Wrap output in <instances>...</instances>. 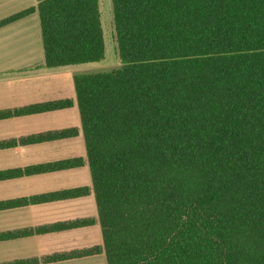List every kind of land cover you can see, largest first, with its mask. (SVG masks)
<instances>
[{"label": "trees", "instance_id": "16d2710c", "mask_svg": "<svg viewBox=\"0 0 264 264\" xmlns=\"http://www.w3.org/2000/svg\"><path fill=\"white\" fill-rule=\"evenodd\" d=\"M36 1L0 28L104 58L98 0ZM111 1L121 67L73 77L107 264H264V0Z\"/></svg>", "mask_w": 264, "mask_h": 264}, {"label": "crops", "instance_id": "0c3cea01", "mask_svg": "<svg viewBox=\"0 0 264 264\" xmlns=\"http://www.w3.org/2000/svg\"><path fill=\"white\" fill-rule=\"evenodd\" d=\"M33 4L28 8L37 1ZM37 19L39 25L35 12L0 29L24 25L21 32L28 33L30 42L29 24L36 30ZM37 33L35 43L23 48V57L12 52L8 58L0 49V264H107L75 74L69 66H45ZM36 43L38 53L32 48Z\"/></svg>", "mask_w": 264, "mask_h": 264}, {"label": "rangeland", "instance_id": "374dc122", "mask_svg": "<svg viewBox=\"0 0 264 264\" xmlns=\"http://www.w3.org/2000/svg\"><path fill=\"white\" fill-rule=\"evenodd\" d=\"M35 1L36 0H0V21L28 7H31L34 5L33 3H35ZM98 9L100 13L101 29L105 46L104 58L99 62L69 66V70L75 75L105 73L116 70L122 65L117 55L116 42L114 38L112 1L98 0ZM30 25H32L30 27V33L28 37V40L31 38L30 42H27L28 33L21 32L22 29L24 30V25H13L11 27L0 29V49L3 48L1 54L4 55L9 53L4 55L8 58L12 57V52L19 57L25 56L26 50L23 48L28 44L35 43L34 40L38 35L37 32L40 30L38 19L36 30L34 24L30 23L29 26ZM38 44L39 43L32 45L33 51L36 53H38ZM41 52L42 48L40 47V54Z\"/></svg>", "mask_w": 264, "mask_h": 264}]
</instances>
